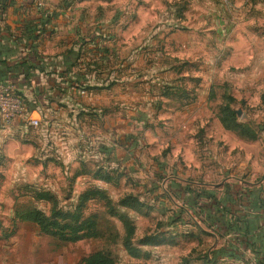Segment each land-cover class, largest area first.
Here are the masks:
<instances>
[{
  "label": "rangeland",
  "instance_id": "1",
  "mask_svg": "<svg viewBox=\"0 0 264 264\" xmlns=\"http://www.w3.org/2000/svg\"><path fill=\"white\" fill-rule=\"evenodd\" d=\"M100 1L68 16L81 22L71 38L87 50L80 72L101 87L74 88L80 106L66 98L28 125L31 138L0 144V264H80L94 253L203 264L226 238L175 185L223 192L264 178V0ZM35 211L66 226L91 221L93 234L42 233L27 218Z\"/></svg>",
  "mask_w": 264,
  "mask_h": 264
},
{
  "label": "crops",
  "instance_id": "2",
  "mask_svg": "<svg viewBox=\"0 0 264 264\" xmlns=\"http://www.w3.org/2000/svg\"><path fill=\"white\" fill-rule=\"evenodd\" d=\"M45 1L43 8H37L36 0H3L0 5V86H11L25 106L24 116L14 118L9 126L0 122L1 145L11 141L19 144L14 137L31 138L27 133V117L50 120L53 106L64 107L66 98L80 106V96L70 92L74 88L85 87L89 91L101 87L90 86L88 72H80L82 54L87 50L83 39L71 41L78 37L81 22L68 16L74 4L83 7L86 5L83 3L91 0ZM243 187V190H259L264 199V178ZM250 214L253 234L258 240L256 249L264 251V210L255 209ZM234 246L239 249V258L204 257L202 263L246 264L251 261L257 264L249 250Z\"/></svg>",
  "mask_w": 264,
  "mask_h": 264
},
{
  "label": "trees",
  "instance_id": "3",
  "mask_svg": "<svg viewBox=\"0 0 264 264\" xmlns=\"http://www.w3.org/2000/svg\"><path fill=\"white\" fill-rule=\"evenodd\" d=\"M2 2L3 0H0V5ZM82 90L86 89L83 88ZM21 101L23 102L22 98ZM235 126H238V124L234 123L233 129L238 128ZM175 187L178 199L201 222L208 227L214 228L216 234L220 237L227 238L224 246L216 250L214 257L221 259L239 258V249L234 246L237 245L243 247L245 250H249L255 256L257 264H264V251L256 249L258 240L253 234L251 226L252 217L250 216V213L255 209L264 210V199L261 198L259 190H235L231 187H226L223 192H216L202 188L196 190L189 187L182 188L178 185H175ZM96 193L99 196L101 195V192L96 191ZM81 199L87 200L84 196ZM27 218L36 223L42 233L53 234L61 240L74 242L82 238L91 237L93 234L92 228L94 224L91 221L87 223L79 222L77 226H66L56 221L48 220V218L37 211L29 212ZM65 229L67 234L65 233ZM132 234L133 228L129 224L127 236L124 240L125 248L128 246ZM136 253L138 254V252ZM80 264H113V260L102 253H94Z\"/></svg>",
  "mask_w": 264,
  "mask_h": 264
},
{
  "label": "built area",
  "instance_id": "4",
  "mask_svg": "<svg viewBox=\"0 0 264 264\" xmlns=\"http://www.w3.org/2000/svg\"><path fill=\"white\" fill-rule=\"evenodd\" d=\"M37 7H41L38 3ZM23 103L15 90L11 86H0V122L3 125H9L12 118L22 114ZM27 124L32 128H37L39 122L35 118L27 117ZM246 264H255L254 262H247Z\"/></svg>",
  "mask_w": 264,
  "mask_h": 264
}]
</instances>
